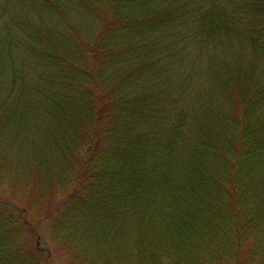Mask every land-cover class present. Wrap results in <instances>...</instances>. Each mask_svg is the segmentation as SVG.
Instances as JSON below:
<instances>
[{
    "label": "trees",
    "instance_id": "trees-1",
    "mask_svg": "<svg viewBox=\"0 0 264 264\" xmlns=\"http://www.w3.org/2000/svg\"><path fill=\"white\" fill-rule=\"evenodd\" d=\"M43 238L264 264V0H0V264Z\"/></svg>",
    "mask_w": 264,
    "mask_h": 264
},
{
    "label": "rangeland",
    "instance_id": "rangeland-1",
    "mask_svg": "<svg viewBox=\"0 0 264 264\" xmlns=\"http://www.w3.org/2000/svg\"><path fill=\"white\" fill-rule=\"evenodd\" d=\"M37 243L39 244V247L43 248L44 252L48 250H52V253L54 254L52 255V259L50 262L51 264H71L68 260H66V256L64 253L56 252L55 247H54L55 244L51 240L47 238H43L40 240V243L39 242Z\"/></svg>",
    "mask_w": 264,
    "mask_h": 264
}]
</instances>
